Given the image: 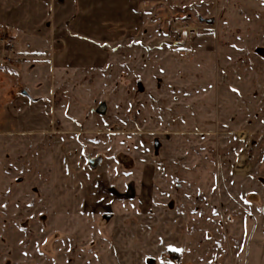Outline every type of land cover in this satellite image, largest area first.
<instances>
[{
	"label": "rangeland",
	"instance_id": "obj_1",
	"mask_svg": "<svg viewBox=\"0 0 264 264\" xmlns=\"http://www.w3.org/2000/svg\"><path fill=\"white\" fill-rule=\"evenodd\" d=\"M43 1L0 0V264H264V0Z\"/></svg>",
	"mask_w": 264,
	"mask_h": 264
},
{
	"label": "crops",
	"instance_id": "obj_2",
	"mask_svg": "<svg viewBox=\"0 0 264 264\" xmlns=\"http://www.w3.org/2000/svg\"><path fill=\"white\" fill-rule=\"evenodd\" d=\"M27 1L12 0L13 8L21 10V4H25ZM44 1L45 12L53 11L55 15V11L58 13L59 11H63V0ZM48 1H51V3L47 4ZM6 22L17 35V42L25 43V46L22 45L17 48L21 53L23 51L24 54L26 53L25 51L42 53L47 50V45L45 46L44 44L53 41L56 42V63L64 71L71 70L73 73V71H77L83 65L80 63L81 61L87 60L89 62V59H92V63H97V59H101L104 55L103 48L99 46V40L89 37L86 33L87 31L81 32L80 26H77L75 22L67 26L68 28L64 26L61 29H59V25L61 24H57L56 21L50 25L41 22L40 24L34 25L33 29H31V27L27 26L25 20H21L18 14L16 16L13 15L12 18L9 16ZM91 65L95 66L96 64Z\"/></svg>",
	"mask_w": 264,
	"mask_h": 264
},
{
	"label": "water",
	"instance_id": "obj_3",
	"mask_svg": "<svg viewBox=\"0 0 264 264\" xmlns=\"http://www.w3.org/2000/svg\"><path fill=\"white\" fill-rule=\"evenodd\" d=\"M24 94H27V91H24Z\"/></svg>",
	"mask_w": 264,
	"mask_h": 264
}]
</instances>
